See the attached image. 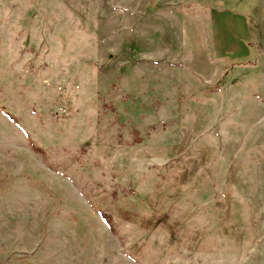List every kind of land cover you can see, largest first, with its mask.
<instances>
[{"label": "rangeland", "instance_id": "374dc122", "mask_svg": "<svg viewBox=\"0 0 264 264\" xmlns=\"http://www.w3.org/2000/svg\"><path fill=\"white\" fill-rule=\"evenodd\" d=\"M0 264H264V0H0Z\"/></svg>", "mask_w": 264, "mask_h": 264}]
</instances>
